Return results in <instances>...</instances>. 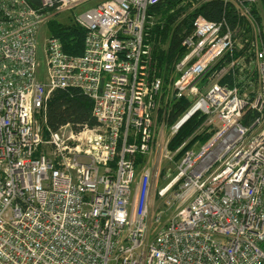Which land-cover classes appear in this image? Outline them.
I'll return each instance as SVG.
<instances>
[{
  "label": "built area",
  "instance_id": "2783aa9c",
  "mask_svg": "<svg viewBox=\"0 0 264 264\" xmlns=\"http://www.w3.org/2000/svg\"><path fill=\"white\" fill-rule=\"evenodd\" d=\"M160 1L85 10L75 20L83 53L71 57L47 23L82 0H0V264H264L259 2L222 0L234 23L196 17L166 80L143 42ZM67 90L91 101L95 127L48 129L50 95ZM195 116L192 134L168 150ZM184 149L158 189L168 175L156 170ZM157 199L174 208L166 220Z\"/></svg>",
  "mask_w": 264,
  "mask_h": 264
},
{
  "label": "trees",
  "instance_id": "16d2710c",
  "mask_svg": "<svg viewBox=\"0 0 264 264\" xmlns=\"http://www.w3.org/2000/svg\"><path fill=\"white\" fill-rule=\"evenodd\" d=\"M188 1L194 0H161L147 10L143 42L147 44L153 40L151 43L153 46L150 49V59L156 73L158 71L167 72L178 56L183 54L184 48L181 46V41L186 35L191 33L192 23L196 17L201 16L213 22L225 17L230 23H234L236 19L233 8L224 5L222 0H198L199 3L196 9L188 14L178 27L172 28L174 22L182 14L183 7L181 4ZM259 2L264 8V0H259ZM173 10L175 12L170 14ZM158 15L166 19L165 24L160 25V23L156 22L147 31V18ZM59 20V18H53L47 23L49 35L59 39L64 53L68 56H81L85 31L77 24L63 25ZM147 33H149L148 36ZM149 35H152V40L150 38V41L146 38L150 37ZM164 43L166 44L165 48L162 47ZM188 103L187 100L179 101L172 110L170 121L177 119ZM45 118L47 127L51 132L58 131L64 125H70L74 131H78L82 127L92 128L97 124L92 116L91 101L76 90L52 92L47 102ZM200 122L201 118L198 116L193 117L170 142V148L174 149L177 147L179 142L189 133H192ZM202 137L203 141L208 138L207 135ZM141 160V157H138L137 163H141Z\"/></svg>",
  "mask_w": 264,
  "mask_h": 264
},
{
  "label": "rangeland",
  "instance_id": "374dc122",
  "mask_svg": "<svg viewBox=\"0 0 264 264\" xmlns=\"http://www.w3.org/2000/svg\"><path fill=\"white\" fill-rule=\"evenodd\" d=\"M102 1H104V0H82V2L76 7V8H74L73 10H71L70 12H65L64 14H62L60 17H59V22H61L63 25H67V24H76V22H75V20L77 19V17L82 13V12H84L85 10H87V9H89V8H92V7H94L96 4H99V3H101ZM258 2H259V0H258ZM199 2H198V0H194V1H191V2H184V3H182L181 4V6L183 7H181L182 8V14L179 16V18L174 22V24L172 25V28H176V27H178L179 26V24L186 18V16L188 15V14H190L191 12H193L195 9H196V7H197V4H198ZM258 9H259V11H260V13H262L263 15H264V8L262 7V5L260 4V2H259V6H258ZM175 11L173 10L170 14H173ZM165 21H166V19H164L163 18V16H160V15H158V16H149L148 18H147V24H146V30L148 29L149 30V28L150 27H153L154 25H155V23L156 22H158V23H160V25H162V24H165ZM147 30V31H148ZM146 31V32H147ZM46 32H47V34L49 35V33H48V30L46 29ZM148 34L149 33H147V36H148ZM150 37H146V38H148V40L150 41V38H151V40H152V35H149ZM152 42H153V40H152ZM151 41L150 42H148L146 45H147V47H148V49H149V51H150V49H151V47L153 46V44H151L152 43ZM162 47L163 48H165L166 47V44L164 43L163 45H162ZM180 55L178 56V58L173 62L174 64L180 59ZM173 64V65H174ZM173 65L172 66H170L169 67V69H168V71L166 72H163V71H158V76H164V78L167 80V78L169 77V76H171L172 75V72H171V70H172V67H173ZM44 70H45V68H44V64H43V62H41V66H40V68H39V75H43V73H44ZM161 111H163V110H161ZM180 116V115H179ZM157 121H159V120H157ZM172 122L173 121H169V125L170 124H172ZM192 133H189L187 136H185L182 140L184 141L186 138H188L190 135H191ZM203 135H207V134H199V135H197V136H195L192 140H191V142L189 143V145L186 147V148H191L194 144L195 145H198V144H202V143H204L205 141H203L202 140V136ZM207 136H209V135H207ZM171 136L169 135V134H167V132H165V133H163V134H159V137H158V141L159 142H162V141H166V140H169V138H170ZM175 136H173L171 139H170V142H172V140H173V138H174ZM181 140V141H182ZM180 141V142H181ZM182 141V142H183ZM170 142H169V145H168V150H170V151H174L176 148H178L179 146H180V144L182 143H180L179 142V144L177 145V147H175L174 149H171L170 148ZM185 148V149H186ZM185 149L184 150H182L177 156H175V157H173L172 159H171V161H169V160H167L162 166H161V168H160V170H156V172H157V174H158V171H159V173H161L160 174V178H164V176L165 175H168V176H166L165 177V179L162 181V180H160L159 182H157V181H154L153 182V185L154 186H158V189L159 188H161V187H163L169 180H170V178L175 174V170H176V165L177 164H179V162H180V159L182 158V156H183V154H184V152H185ZM146 161H144V163H145ZM142 165V164H141ZM165 208H166V206H164L162 203H161V201L160 200H156V201H154V205H153V211H155V210H158V209H164V215H163V220H166V217L168 216V215H170L171 213H172V211H173V207L172 208H170L168 211H166L165 210Z\"/></svg>",
  "mask_w": 264,
  "mask_h": 264
}]
</instances>
